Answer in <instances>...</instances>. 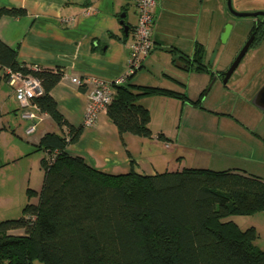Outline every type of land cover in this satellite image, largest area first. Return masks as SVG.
<instances>
[{
    "label": "trees",
    "instance_id": "1",
    "mask_svg": "<svg viewBox=\"0 0 264 264\" xmlns=\"http://www.w3.org/2000/svg\"><path fill=\"white\" fill-rule=\"evenodd\" d=\"M21 16L20 7H1ZM196 70L211 72L202 63V47L194 52ZM187 60V59H185ZM27 65L16 49L0 40V68L31 73L43 93L33 102L66 133L46 132L38 146L43 177L39 190L27 188L29 200L15 218L0 220V264H264L254 226L241 229L229 215L264 210V178L239 168L213 170L183 167L145 174L132 166L111 174L88 165L66 150L81 127L69 124L49 91L63 76L58 68ZM134 74V73H133ZM112 82L113 95L105 107L119 133L152 137L150 113L141 98L175 97L199 105L172 89ZM218 74L222 75L223 71ZM166 139L162 133L156 135ZM52 158V160H50ZM21 230V233H10Z\"/></svg>",
    "mask_w": 264,
    "mask_h": 264
},
{
    "label": "crops",
    "instance_id": "2",
    "mask_svg": "<svg viewBox=\"0 0 264 264\" xmlns=\"http://www.w3.org/2000/svg\"><path fill=\"white\" fill-rule=\"evenodd\" d=\"M215 1L157 0L153 8L154 48L130 80L140 85L172 89L184 93L191 100L197 99L207 89L204 101L208 99L210 86L215 84L221 101L236 94L249 107V101L252 102L264 84V74L255 75L254 69L232 81L230 87L224 85L223 88L220 84L225 83L219 81L213 65H208L210 52L217 44ZM1 7H20L25 10L21 16L4 14L0 17V40L16 49L17 60L27 65L63 71V76L49 94L63 118L72 126L81 127L77 140L66 145L65 150L70 155L80 156L91 167L111 174L128 172L131 166L145 174L180 169L182 158L180 154L177 155L179 149L173 141L159 139L153 132L150 138L129 132L119 133L105 108L97 112L92 125H83L89 102L88 93L94 87L93 79L112 81L126 69L129 52L127 43L132 38L137 20L135 0H0ZM88 8V12H84ZM199 46L202 47V63L215 72V79L210 86L212 78L209 72L195 69L197 63L193 55ZM146 66L159 67L163 77L153 80L150 75L145 76L141 69ZM167 97L170 96L151 95L140 100L150 113L154 99ZM175 99L181 106L184 104L202 109L200 103L193 105ZM211 99L208 107L218 110L221 103L214 104ZM32 110L35 129L27 133L26 128L32 121L22 117L14 90L0 68V211L8 208L6 197L12 193V190L6 193L9 187L8 176L3 171L6 166L15 164L13 162L22 155L34 152L41 170L39 172L37 169V173L41 174L42 182L40 161L46 152L38 146L40 137L46 132L66 133L65 125L59 126L49 114L39 109ZM221 121H227L229 129L241 126L230 114L224 115ZM250 134L258 136L251 131ZM9 137L21 144L17 152H9L6 148ZM28 181L27 188L40 189L41 183L38 186L32 184L30 178ZM13 193L18 199V190ZM29 200L27 196L26 202ZM5 215H8L6 211L0 212V220L6 219ZM252 226L255 228L254 224ZM13 232L21 233V230L10 231Z\"/></svg>",
    "mask_w": 264,
    "mask_h": 264
},
{
    "label": "rangeland",
    "instance_id": "3",
    "mask_svg": "<svg viewBox=\"0 0 264 264\" xmlns=\"http://www.w3.org/2000/svg\"><path fill=\"white\" fill-rule=\"evenodd\" d=\"M215 3L217 44L215 49L210 52L208 65H213L214 71L216 69L225 71L244 44L251 18L232 14L227 8L226 0H216ZM231 5L237 11H255L259 8L264 9V0H231ZM254 69L255 75L256 73L264 74V41L255 48L250 47L226 83L220 85H223V88L224 85L230 87L232 81ZM141 70L145 76L150 75L153 80L163 77V73L156 66H146ZM216 74L221 81V75ZM210 89L208 99L206 101L203 99L206 96V89L200 100L199 106L202 108L200 110L184 104L181 106L175 97L154 99L150 108L149 128L151 132L155 133V137L157 133L162 132L166 139L174 142V146L179 149L177 155L180 154V158H182L180 169L183 167L213 170L239 168L246 170L247 173L251 171L264 176V111L250 101V106L246 107L244 100L236 94L221 101L222 98L217 93L215 84L211 85ZM210 99L214 100V104L221 103L218 110L208 107ZM229 114L241 125L238 129H229L227 128L229 125L226 124L228 122L221 121L224 115ZM250 131L258 136L250 134ZM14 137L19 138L16 135ZM20 146L21 144L15 138L9 137L6 145L9 152H17V148ZM36 156L37 154L34 152L22 155L13 162L15 164L7 165L3 170L8 176L7 185L9 184V187L6 193L12 190V193H8V197H6L8 208H2L0 211H6L7 218H15L22 213V207L28 196L26 184L29 182V178L32 184L40 186L41 174L37 173V169L39 172L41 170L38 168ZM17 190L20 195L18 199L13 193ZM29 199L37 200L35 194H32ZM19 204L21 205L18 206ZM225 219H232L241 229L254 224L256 237L253 242L258 247H264L263 211L255 212V214L229 215ZM13 233L18 234V232ZM34 264H40V262L35 261Z\"/></svg>",
    "mask_w": 264,
    "mask_h": 264
},
{
    "label": "built area",
    "instance_id": "4",
    "mask_svg": "<svg viewBox=\"0 0 264 264\" xmlns=\"http://www.w3.org/2000/svg\"><path fill=\"white\" fill-rule=\"evenodd\" d=\"M157 0H135L137 20L133 27L132 38L127 43L129 49L126 69L120 76L112 81L93 79L94 87L88 93V105L83 118V125H92L96 114L104 109L110 102L113 89L112 82L122 83L129 74L135 73L141 66L143 59L154 48L152 39L153 8ZM89 8L84 12H88ZM8 84L13 88L15 98L21 108V115L32 122L27 126L26 132L31 133L35 129L33 109H38L33 102L35 98L43 93L40 80L31 73H24L20 70H11L1 67ZM32 69H36L33 65ZM52 160V158H50Z\"/></svg>",
    "mask_w": 264,
    "mask_h": 264
},
{
    "label": "water",
    "instance_id": "5",
    "mask_svg": "<svg viewBox=\"0 0 264 264\" xmlns=\"http://www.w3.org/2000/svg\"><path fill=\"white\" fill-rule=\"evenodd\" d=\"M226 5H227L228 10L236 16H256L258 14H264V11H251V12L250 11H237L232 7L231 0H226ZM124 29L127 30V27L125 26ZM251 40H252V37H250L244 43V45L241 47V49L239 50V52L237 53V55L235 56V58L233 59V61L229 65V67L225 70V72L223 74V78H222L223 83H226V81L230 77L231 73L234 71V69L238 65L240 59L243 57L247 48L249 47ZM214 78L215 77H213L212 80L210 81L209 86L213 82ZM252 102L257 107L264 110V84L258 89V91L256 92L255 96L252 99Z\"/></svg>",
    "mask_w": 264,
    "mask_h": 264
},
{
    "label": "flooded vegetation",
    "instance_id": "6",
    "mask_svg": "<svg viewBox=\"0 0 264 264\" xmlns=\"http://www.w3.org/2000/svg\"><path fill=\"white\" fill-rule=\"evenodd\" d=\"M255 11H264V9L262 8H259ZM251 12V11H250ZM251 18V23H250V27L248 29V32H247V35H246V38H245V41L244 43L250 38L252 37V40L249 44V47L247 48V50L250 48V47H253L255 48L257 45H259L261 42L264 41V14H258L256 16H248ZM244 45V44H243ZM242 45V46H243ZM241 49V48H240ZM246 50V51H247ZM246 53V52H245ZM237 55V54H236ZM245 55V54H244ZM243 55V56H244ZM241 60V59H240ZM237 67V66H236ZM210 70V69H209ZM211 72H213V75L211 78L215 77L214 74L215 72L213 70H210ZM216 73H219L221 71H218V70H215ZM225 71H223V74H224ZM223 74L221 75V81H222V78H223ZM232 74V73H231ZM231 76V75H230ZM215 79V78H214ZM212 80V79H211Z\"/></svg>",
    "mask_w": 264,
    "mask_h": 264
}]
</instances>
